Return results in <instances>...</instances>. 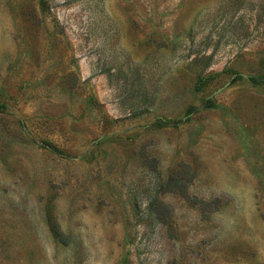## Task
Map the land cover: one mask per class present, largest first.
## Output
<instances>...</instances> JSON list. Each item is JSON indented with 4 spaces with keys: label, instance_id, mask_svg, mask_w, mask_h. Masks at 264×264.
Listing matches in <instances>:
<instances>
[{
    "label": "rangeland",
    "instance_id": "374dc122",
    "mask_svg": "<svg viewBox=\"0 0 264 264\" xmlns=\"http://www.w3.org/2000/svg\"><path fill=\"white\" fill-rule=\"evenodd\" d=\"M0 264H264V0H0Z\"/></svg>",
    "mask_w": 264,
    "mask_h": 264
}]
</instances>
